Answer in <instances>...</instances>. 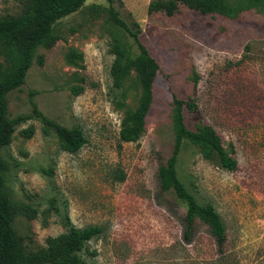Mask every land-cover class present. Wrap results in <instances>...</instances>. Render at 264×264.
<instances>
[{
	"label": "rangeland",
	"instance_id": "rangeland-1",
	"mask_svg": "<svg viewBox=\"0 0 264 264\" xmlns=\"http://www.w3.org/2000/svg\"><path fill=\"white\" fill-rule=\"evenodd\" d=\"M154 1L114 2L160 65L138 142L120 140L126 109L139 104L137 77L128 80L124 98L113 88L111 68L118 43L134 55L139 48L111 21L108 0H87L61 20L57 43L39 49L26 83L8 96L10 118L32 114L35 104L59 125L82 129L88 140L70 154L41 119L17 127L2 152L14 228L25 249L37 251L67 232L68 220L77 228L102 227L80 254L87 264H264V11L231 19L180 5L170 17L150 13ZM27 4L0 0V17L20 15ZM72 52L83 56L76 65L68 60ZM175 97L198 107L195 116L185 107L188 128L213 127L238 162L237 170H226L191 144L179 159L190 192L223 219V247L200 219L186 241V206L159 185V168L175 145ZM31 127L34 134L26 138L22 132Z\"/></svg>",
	"mask_w": 264,
	"mask_h": 264
},
{
	"label": "trees",
	"instance_id": "trees-1",
	"mask_svg": "<svg viewBox=\"0 0 264 264\" xmlns=\"http://www.w3.org/2000/svg\"><path fill=\"white\" fill-rule=\"evenodd\" d=\"M87 0H28L24 12L17 16L0 17V264H87L81 252L94 238L103 233V228L91 226L75 227L68 220L67 232L47 239V246L37 251H27L18 236L14 221L16 209L6 187V162L2 152L9 148L14 140L17 127L31 119H41L46 132H54L61 147L70 154H77L88 140L80 128H66L43 115L34 104L32 114L9 117L8 96L20 89L25 83L29 70L33 67L38 51L50 49L59 40L56 34L58 23L78 12ZM110 3V18L113 23L129 32L139 53L134 55L131 48L118 43L113 48L115 60L111 68L113 88L126 98L125 87L132 74L137 77L140 99L136 109H126V116L120 131L123 143H136L146 131L147 118L154 103V84L160 72V65L142 43L139 34L131 31L114 8L115 0ZM180 5L200 12L203 15L218 14L236 19L241 13L260 9L264 11V0H158L149 6V12H165L174 16ZM83 56L72 52L68 57L70 64H77ZM40 63L43 58L40 57ZM125 106L123 101H118ZM185 107L195 116L198 107L193 100L174 98L173 121L175 145L172 156L166 164L160 166L158 180L163 192H174L185 204L186 230L184 238L190 241L195 223L200 219L210 228L211 234L223 247L227 238L225 223L212 204H201L179 175V159L185 144L200 148L203 156L216 161L222 168L235 171L237 160L225 148L222 137L209 125H199L195 131L186 124ZM26 138L34 134L31 127L22 132ZM124 180V176L120 181Z\"/></svg>",
	"mask_w": 264,
	"mask_h": 264
}]
</instances>
